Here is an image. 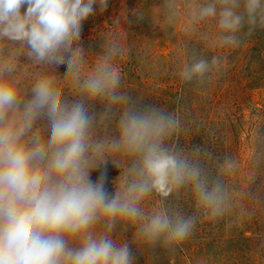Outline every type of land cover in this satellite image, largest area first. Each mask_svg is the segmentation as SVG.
<instances>
[{
  "label": "clouds",
  "instance_id": "1",
  "mask_svg": "<svg viewBox=\"0 0 264 264\" xmlns=\"http://www.w3.org/2000/svg\"><path fill=\"white\" fill-rule=\"evenodd\" d=\"M108 4L0 0V47L18 44L38 64L66 66L64 78L77 85L75 96L66 97L53 72L25 91L15 65L0 60V264H136L134 242L172 251L201 215L225 212V186L197 158L199 149L189 153L169 143L182 129L180 115L121 90L115 61L123 45L110 42L86 70L83 23L96 13L94 6L103 13ZM166 6L169 20L180 14L177 0H166ZM205 22L215 24L222 47H238L264 30V0H204L193 6L188 24ZM219 63L217 56L193 54L179 77L202 85ZM113 123L114 134L107 131ZM101 127L103 136L97 134ZM113 156L123 158V169ZM109 161L120 169L114 192L106 174L91 178ZM231 165L225 158L222 168ZM185 189L195 201L191 215L163 203L153 212L142 207L150 195L163 201ZM118 226L121 233L133 226V240L118 241Z\"/></svg>",
  "mask_w": 264,
  "mask_h": 264
},
{
  "label": "rangeland",
  "instance_id": "2",
  "mask_svg": "<svg viewBox=\"0 0 264 264\" xmlns=\"http://www.w3.org/2000/svg\"><path fill=\"white\" fill-rule=\"evenodd\" d=\"M203 2L177 0L180 14L169 20L166 0H109L106 11L101 13L99 7L94 6L96 13L83 23L80 46L87 60L86 70H90L110 42L121 43L123 54L115 61L122 76L121 90L142 104L156 105L157 99H171L174 106L170 111L178 113L183 123L177 146L180 149L184 145L183 138L189 141V150L184 148L185 151L191 153L192 146L199 149L197 158L206 169L224 165L225 162L207 164L204 157L212 147H219L221 137H226L234 151L227 158L232 165L222 169L220 175L228 185L239 183L243 192L260 175L259 170L264 169V76L257 80L264 73V30L244 37L238 47H222L216 38L218 29L214 23L189 27L188 17L193 6ZM136 10L145 13L143 20L138 19ZM117 18L119 23H116ZM205 33L207 39L203 38ZM193 54L209 60L213 56L220 59L202 85L185 83L179 77L181 67ZM0 60L15 65V75L25 91L38 76L54 72L64 95L72 98L76 94V83L64 78L66 66L53 69L38 64L29 59L26 49L18 44L4 42L0 47ZM221 118L227 120L225 130L216 124ZM234 126L238 128L236 132L232 130ZM107 131L114 134L115 124ZM97 134L103 136L105 129L99 128ZM258 138H261L259 145ZM110 159L123 169V158ZM101 173L106 174L108 190L114 192L113 182L120 175V169L109 161L94 170L91 178L96 180ZM261 181H264L263 174ZM257 198L264 202V192ZM155 202L157 194L150 195L142 207L153 212L157 210ZM250 210L251 207H247L242 213V220L246 222L242 232L230 227L224 234H214L221 238L222 246L210 248L205 254L188 252L192 240L182 241L172 251L134 242L136 264H264V209L258 208L259 213ZM252 214L258 217L256 227L253 226L255 231L249 230ZM117 231L118 241L133 240V226L124 233L119 232L118 226Z\"/></svg>",
  "mask_w": 264,
  "mask_h": 264
},
{
  "label": "trees",
  "instance_id": "3",
  "mask_svg": "<svg viewBox=\"0 0 264 264\" xmlns=\"http://www.w3.org/2000/svg\"><path fill=\"white\" fill-rule=\"evenodd\" d=\"M263 76L264 73L260 74V77L257 80L262 79ZM254 86H259V85L255 84ZM149 100H151V96ZM155 106L170 111V109L174 105L172 106L171 99L165 101V99L163 98V99H157ZM226 121L221 118L218 119V121H216V124L219 125L222 130L223 129L225 130ZM199 124H201L200 121ZM182 129L175 134L177 138L174 139L171 138L169 141V143L174 144L177 148H179L177 146L178 144L177 139L179 134L182 132ZM237 129H238L237 126H234L232 128L234 132H236ZM183 140H184L183 141L184 145L182 144L180 149L185 151L184 148H187L189 150V146H190L189 141H187L185 138H183ZM260 142H261V138H258L257 144ZM194 150L195 149H193L192 146L190 151L193 152ZM230 152H234V151L231 149L230 146H228L227 138L221 137L219 147H212L208 155L204 157L205 163L213 164L214 162H217L218 164H222L223 162H225V158L230 157L231 154ZM222 169L224 168L222 167L218 168L217 166L215 168L213 167V169L210 168L209 171L212 172V174H214L215 176H219L221 182L225 186V192L227 197L224 205L225 212L218 217H211L205 215L200 216L192 232V237H190L191 236L190 235L186 240H184L185 242L188 243L191 242V240L193 241L191 242L190 246L187 247L188 252L199 251L205 254L207 250L208 251L210 250V248L213 247L218 248L222 246V242L220 241L221 238H217L214 234H218V233L224 234V232L226 233L230 227L235 228L236 232H242L243 231L242 229L244 227L243 224H245L246 226V222L242 220L244 219V217H242L243 215L242 213H245L246 208L251 207L250 210L251 213H259L258 208L264 209V202H261V200H258L259 198H257L259 193L264 192V181H261L262 174L264 176V169L259 170L260 175L253 182H251L248 188L243 192H242V186H240L239 183L228 185V183L224 181L223 177L220 175ZM162 203L164 206H168L181 213H193L195 211L194 197L192 193L186 189L182 190L178 194H171L169 198H167V200H163V201L162 199H160L159 195L157 194V202H155L156 208L158 209L159 207H161ZM187 215H191V214H187ZM257 223H258L257 215L252 214L249 230L255 231V229L253 228L256 227ZM200 235H205V236L201 237ZM238 238L240 237L236 236V239Z\"/></svg>",
  "mask_w": 264,
  "mask_h": 264
}]
</instances>
